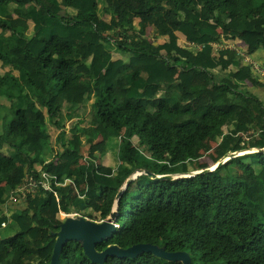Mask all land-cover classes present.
<instances>
[{"label": "trees", "instance_id": "1", "mask_svg": "<svg viewBox=\"0 0 264 264\" xmlns=\"http://www.w3.org/2000/svg\"><path fill=\"white\" fill-rule=\"evenodd\" d=\"M133 17L140 19L138 33H132ZM29 20L33 35L27 33ZM149 26L168 40H149ZM0 29V68L10 67L0 71V96L10 102L8 112L0 113V228L18 226L14 235L0 236V264H51L64 222L59 213L86 211L89 219H106L138 169L189 173V163L203 158L216 137L220 149L213 165L234 152L264 148V100L248 84L251 79L264 89L263 76L242 64L235 49L216 54L214 46L240 39L249 54L264 50V0H0ZM180 34L191 45H180ZM113 50L130 52L129 62L114 58ZM215 70L223 73L219 81ZM91 100L89 125L72 134L61 131L64 150L47 161V123L64 129L58 106ZM193 102L206 107L198 115L184 108ZM185 111L171 127L161 121ZM98 137L109 151L118 149L117 172L97 167L93 156L77 166L84 139ZM38 165L61 183L72 182L55 186L58 196L40 189L23 207L5 213L7 193L27 175L39 177ZM208 167L202 163L199 170ZM117 223L99 251L152 243L188 252L192 264H264V152L238 155L191 177L140 175L121 196ZM61 264L101 263L86 255L81 242L70 241ZM103 264L183 263L143 253L110 256Z\"/></svg>", "mask_w": 264, "mask_h": 264}, {"label": "water", "instance_id": "2", "mask_svg": "<svg viewBox=\"0 0 264 264\" xmlns=\"http://www.w3.org/2000/svg\"><path fill=\"white\" fill-rule=\"evenodd\" d=\"M254 150V151H252ZM250 151L234 152L227 157L229 159L236 157L238 155L263 151V149H252ZM228 159V160H229ZM223 159L218 162L217 168L227 162ZM213 171L210 167L195 171L192 173H179V174H156L147 169H138L136 170L125 182L123 187L120 189L119 193L116 196L112 211L110 215L103 219L102 221H95L86 217H68L62 224L61 229L58 232V237L56 240L54 253L52 257L51 264H61V255L64 247L70 241H79L81 242L86 255L96 263L103 264L110 256H117L119 258L127 257H137L143 253H153L154 255L166 259L170 262H182L183 264H192V257L186 251H168L166 247L159 246L152 243H139L133 245L129 248H122L118 245H111L107 247L104 251H99L97 246L99 243L106 241L111 238L119 224L117 223V217L119 214V201L122 194L126 189L131 185L135 180L138 179L140 175L147 174L151 178L159 180H174L182 177H191L198 174L206 173ZM187 174H192L191 176H186Z\"/></svg>", "mask_w": 264, "mask_h": 264}, {"label": "rangeland", "instance_id": "3", "mask_svg": "<svg viewBox=\"0 0 264 264\" xmlns=\"http://www.w3.org/2000/svg\"><path fill=\"white\" fill-rule=\"evenodd\" d=\"M106 16L107 15H105V17ZM222 16L226 20H228L230 18L229 12H225L224 14H222ZM107 18L109 19L108 22H111L110 21L111 17L107 16ZM132 19L134 21H136L135 28L132 30V33H134L135 31L138 33V30H139L138 21L136 19H134V18H132ZM29 24H30V22H29ZM0 32H1V29H0ZM27 33L29 35H33V33H34L33 23L28 27ZM130 33H131V31H130ZM137 33H135V34H137ZM147 37H148L149 40H151L153 42H157V43H164L165 41L168 40V38H166V37L159 36L157 34V32H156V29L153 26H149V28L147 29ZM136 38L139 39L138 38V34L136 35ZM179 43H180V45H183V46L184 45H191L189 42L186 41V38L183 35H181V34L179 35ZM231 44L234 45L237 48H240V47H238L237 44H234L231 41H227V40L224 39V40H221L220 43L214 45L216 54H218V51L220 49L225 48V47H229ZM112 54H113L114 58L122 57L127 62H129V60H130V58L132 56V54L130 52L118 53L116 50H113ZM240 57H241V59L242 58L245 59L247 57V52H242L240 54ZM9 70H10V67H8V68L1 67L0 68L1 73H6ZM175 72L178 73L179 70H176ZM214 74H215V77H216L217 81H219L221 79L222 75H223V73L220 70H215ZM248 81H249V83H248L249 86L252 87L253 89H256V91L258 93H260V95L264 92V89L255 88L253 86V83H252L251 79L248 80ZM212 92H213L212 88H208L207 91H206V96H207V99L209 100L208 103H211L210 96H211ZM9 105H10L9 100L6 97H4V96H0V113L1 114H6L8 112ZM38 105L41 107V109L46 111V107L44 106V103L42 101L39 102ZM205 107H206L205 104L201 105L199 103V105L197 106V104H195L193 102V103H188L184 108L185 109L189 108L194 113H197V115H198V113L201 112ZM57 109H58V116L62 117L63 120H64V129L60 130V129L56 128V126L50 124L49 122L47 123V131H48V134H49V137H50V141H51L50 143H51V146H52L51 150H50V148H48L47 151H49V153H51L52 157L57 155V153H60L62 151V148H61L62 146L59 143L58 138H57L61 131H63V132L65 131L67 134H72L78 128L89 125V123L91 121V118H92V113H93V110H94V103L92 101H90L89 103L83 104V105H81V104H74V105H67L66 104L65 105L64 104V105L58 106ZM187 113L188 112L185 111L184 113H181L178 116L173 117L171 120H163L162 119L161 121L167 127H171L176 122L184 119L187 116ZM225 130H227V127H225ZM85 140H86V138H85ZM219 140L220 139L217 138V137L214 138L213 140H211L209 142L210 151L203 158H201L200 160H196V161H193V162L189 163V167H190L191 173L195 172V171H199V167H200V165L202 163L208 164L210 167L215 163L213 161V158L217 156V152L220 149ZM246 143L244 144V146L247 145ZM135 144L137 146H139L146 154L151 155V152L148 149V147L140 146V141L137 138L135 139ZM244 151H250V150L249 149H245ZM84 153L88 154L89 158L92 157V156L94 157V155L91 152L88 153V151L86 149H84ZM115 153L116 154H115V160H114V167H115V169H117L119 167V164H120V160L118 158V149H115ZM38 169H41V168H38ZM240 175L242 176V174H240ZM134 188H135V186H134ZM63 212L64 211L60 212L59 215H58V217L62 221H65L70 216H72V217L83 216V217L89 218V217L86 216V214H87L86 211L76 212V211L73 210L70 213L64 212L66 215H63ZM76 213H79L80 216H75ZM95 215H97V217L99 218V214L95 213ZM97 221L100 222L102 220H100V218H99V220H97ZM16 232H17V227L16 226L11 227L9 229L2 228V229H0V236L9 237V236L14 235Z\"/></svg>", "mask_w": 264, "mask_h": 264}, {"label": "crops", "instance_id": "4", "mask_svg": "<svg viewBox=\"0 0 264 264\" xmlns=\"http://www.w3.org/2000/svg\"><path fill=\"white\" fill-rule=\"evenodd\" d=\"M67 11H68V13H70L71 15H74V16L77 14V10L74 9V8H71V7H69L67 9ZM107 16H110L111 17V15H107ZM107 16L104 17V18H105V20L108 21L109 19L107 18ZM133 18L136 19L138 21V24H139L140 19H138L136 17H133ZM29 22H30V24H29ZM32 23H33V29H34V22L32 20H29L28 21L29 26ZM135 23H136V21H135ZM231 42L234 43V44H237L238 47H240V48H237V47H235L232 44L229 46L230 48L235 49L238 52V56L239 57H240V54L242 52H247V45L242 40L237 39V40H232ZM118 58H122V57H118ZM244 63H249V64L256 63V64L260 65V67L264 68V50L263 49H260L257 52H255L254 54L247 53V57L245 59L242 58V64H244ZM261 79H264V77L261 78ZM248 83H249V81H248ZM253 90L256 93H258L256 91V89H253ZM258 94L260 95V93H258ZM263 95H264V92L260 95L263 98V100H264V96ZM91 101L94 103V100H91ZM64 104L65 105L66 104L67 105H72V104H70L68 102H65ZM81 105H83V104H81ZM84 127H86V126H84ZM227 131H228V129L225 130V132H227ZM76 132H77V130L74 131L73 133H76ZM50 142L51 141L49 140V148L51 150V147L52 146H51V143ZM61 148H62V151H63L64 150L63 147H61ZM84 149H86L88 151V153L91 152L94 155V157H95L94 163L96 164L97 167H100V166H103V165L110 166V167H114L115 153L112 152V151H109V149L106 146V142H105V140L103 138L98 137L93 142H89L87 139L86 140L84 139V145L82 147V153H83L84 157L81 160L78 161L77 166H79L80 164L86 163L87 160L90 159L89 156H88V154H85L84 153ZM57 155H58V153H57ZM55 157H56V155L52 157L51 156V153H49V151H46V159H47V161H50V160L54 159ZM37 168H42V166L41 165H38ZM115 172H117V169H115ZM8 195H9V193H7V196ZM23 206H24L23 202L22 201H19L16 204H12V206H10L7 209L4 208V212L7 213V214H11L12 211H13V209L15 207H18L19 208V207H23ZM14 226L17 227V231H18V226L16 224L12 223V222H10V223L8 222L7 225L5 227H2V228L9 229V228L14 227ZM2 228H0V229H2Z\"/></svg>", "mask_w": 264, "mask_h": 264}, {"label": "built area", "instance_id": "5", "mask_svg": "<svg viewBox=\"0 0 264 264\" xmlns=\"http://www.w3.org/2000/svg\"><path fill=\"white\" fill-rule=\"evenodd\" d=\"M252 65L255 71L264 77V68L260 67V65L256 63H253ZM243 136L247 140L250 139L248 134H243ZM37 171L40 173L39 177H36L35 175H27L24 182L15 190H12L9 193L4 204L5 209L9 208L10 206H12V204H16L19 201H24L29 195H35L40 189L54 192L56 196H58L55 186L66 185L67 183L72 182L71 179H67L65 183H61L56 176L50 174L47 171H44L42 168L37 169ZM75 216L80 215L79 213H76ZM6 225L7 223H3V227H5Z\"/></svg>", "mask_w": 264, "mask_h": 264}, {"label": "bare ground", "instance_id": "6", "mask_svg": "<svg viewBox=\"0 0 264 264\" xmlns=\"http://www.w3.org/2000/svg\"><path fill=\"white\" fill-rule=\"evenodd\" d=\"M252 151H254V150H252ZM229 158L228 157H225V158H223V160L224 161H226V160H228ZM217 165H218V163H216L215 165H213V166H211L210 167V169L211 170H216L217 169ZM191 173V172H190ZM192 174H187L186 176H191ZM64 215H66L65 213H63Z\"/></svg>", "mask_w": 264, "mask_h": 264}]
</instances>
